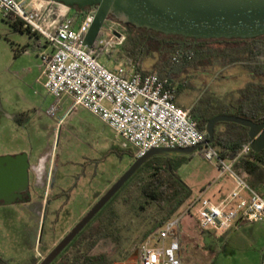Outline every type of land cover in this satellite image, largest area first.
Listing matches in <instances>:
<instances>
[{
	"label": "rangeland",
	"instance_id": "1",
	"mask_svg": "<svg viewBox=\"0 0 264 264\" xmlns=\"http://www.w3.org/2000/svg\"><path fill=\"white\" fill-rule=\"evenodd\" d=\"M112 22L108 19L105 26ZM127 31L125 28V34ZM43 44L42 39L19 31L8 19L0 18V156L27 153L31 159V182L37 186L47 185L49 181L52 154L57 164V183L61 180L69 183L70 176L80 175L68 204L76 219L88 211V203L101 197L129 168L134 161V148L121 149L119 140L104 123L82 107L72 108L70 99L60 100L56 109L49 112L56 100L44 88L39 56ZM118 47L101 55L99 61L110 69L125 64L117 57ZM155 62L156 59H145L144 66L150 69ZM236 65L225 72L235 79L197 91L193 108L201 127L225 112V93H235L241 79L248 80L247 70L240 63ZM183 90L184 86H180L176 95L182 96ZM201 152L202 149L188 156V161H184V156H154L150 163L172 165L191 195L197 198L205 187L219 181L217 162L204 159ZM93 159H99L98 167ZM149 174L144 171L138 174L113 202L116 215L117 209L119 214L116 227L118 224L120 228L115 230L113 243L101 242L97 249L109 253L111 264H136L139 245L154 233V225L166 217L171 208V204H167L161 209L142 196L141 186ZM227 179L228 175H224L219 181L225 184V191L231 187ZM235 205L230 203L228 207L235 208ZM11 209L0 210V264H29L37 253L35 246L39 238L35 240L31 224L19 213L12 215ZM197 209L196 206L191 211L195 217ZM186 241L190 244L186 264H262L264 218L249 223L238 217L229 230L207 228L203 233L193 224ZM47 242L44 232L41 243ZM151 244L158 245V239L154 237ZM33 258L35 264L42 260Z\"/></svg>",
	"mask_w": 264,
	"mask_h": 264
},
{
	"label": "built area",
	"instance_id": "2",
	"mask_svg": "<svg viewBox=\"0 0 264 264\" xmlns=\"http://www.w3.org/2000/svg\"><path fill=\"white\" fill-rule=\"evenodd\" d=\"M94 12L76 16L71 7L49 0H0V18L20 22L44 41L39 53L44 88L56 100L49 112L63 97H70L72 108L79 106L96 116L119 140L121 149L134 148L135 159L152 149L186 148L205 141V131L197 128L189 111L175 104V86L169 79L139 73L133 64L110 69L99 61L124 43L125 26L116 21L104 24L92 49L82 45ZM250 151L249 143L245 144L238 157ZM201 153L204 159L217 162L220 177L232 179L233 190L219 204L202 194L191 199L181 213L139 245L136 264H181L179 226L196 206L200 229L228 230L238 217L249 223L264 218V199L234 170V161L222 159L211 145ZM232 202L235 208L228 207ZM154 237L159 244L152 246ZM35 258L41 257L36 253Z\"/></svg>",
	"mask_w": 264,
	"mask_h": 264
},
{
	"label": "trees",
	"instance_id": "3",
	"mask_svg": "<svg viewBox=\"0 0 264 264\" xmlns=\"http://www.w3.org/2000/svg\"><path fill=\"white\" fill-rule=\"evenodd\" d=\"M93 10H95V7L73 8L76 16L84 15ZM11 23L19 31H25L33 36L28 29L22 27L20 22ZM124 26L128 30L127 37L123 45L118 47V59L125 64H133L139 73H155L160 78L169 79L171 84L175 86V95L182 84L183 74L189 70H197L200 66H228L240 63L250 73L264 79V35L252 40H194L163 35L146 29H136L129 25ZM148 58L156 59V62L152 68L145 70L144 60ZM258 89L260 92H264V86L254 88L252 84L246 85L244 91L248 95V93ZM239 116L256 123L263 122L264 99L251 100V105L248 109H242ZM190 117L196 122L199 130L205 131L197 121L198 113L194 108L190 110ZM235 126L242 131L238 136L217 139L214 135V141L211 144L215 149L218 148L217 151L220 157L228 161H234L239 156L242 147L249 143L247 128L239 125ZM262 156H264V150L259 153L250 151L248 154L238 157L239 162H236L238 165L234 161L233 168L240 174L238 166L245 163L247 159L263 163ZM150 160L151 158L138 169L52 264H111L109 253L106 250L99 251L97 249L101 242L105 244H108V242L113 243L115 230L120 228L118 224L116 227V219L118 221L119 214L117 209L116 215L113 202L122 194L130 181L143 171L150 174L141 186L142 196L161 209L165 205L171 204L167 216L154 225V231L162 226L165 221L177 216L184 210L183 208L191 199V191L187 184L177 175L172 165L166 163L151 164ZM117 236L119 237V235ZM35 263L36 261L32 257L29 264Z\"/></svg>",
	"mask_w": 264,
	"mask_h": 264
},
{
	"label": "water",
	"instance_id": "4",
	"mask_svg": "<svg viewBox=\"0 0 264 264\" xmlns=\"http://www.w3.org/2000/svg\"><path fill=\"white\" fill-rule=\"evenodd\" d=\"M73 8L95 7L82 45L92 49L104 24L116 21L136 29L194 40H252L264 35V0H49ZM118 36V34H116ZM233 123L247 128L251 151L264 150V121L221 115L205 126L206 139L186 148H156L137 158L116 182L98 199L87 214L38 264H52L57 256L130 180L138 169L154 156H190L214 141L215 126ZM27 153L0 156V202L12 206L28 187Z\"/></svg>",
	"mask_w": 264,
	"mask_h": 264
},
{
	"label": "crops",
	"instance_id": "5",
	"mask_svg": "<svg viewBox=\"0 0 264 264\" xmlns=\"http://www.w3.org/2000/svg\"><path fill=\"white\" fill-rule=\"evenodd\" d=\"M34 38V36H32ZM234 66H238L236 64H231L228 66H220V65H212V66H200L199 69L191 71L189 70L187 73L183 74L182 76V84L181 86H184L185 90H183L182 96L179 94L175 99V104L183 109L188 110L190 113V110L193 109L194 104L197 100V91L207 89L209 86L218 87L220 85H223L226 81H229L231 79H235V77H228L226 75V71L232 69ZM240 66H243L240 64ZM150 67V66H149ZM148 66H144L145 70H149ZM202 68V69H201ZM205 68H208V70H205ZM238 68V67H236ZM244 68V66H243ZM241 77L240 75L238 76ZM237 77V78H238ZM248 80H242L240 81L241 86H239L238 89H236L235 93H225V102H226V110L221 115H228V116H239L242 109H248V104L251 103V100H256L259 98L264 99V92H260V90H254L253 92L248 93V95L245 94V86L251 85L254 88H258L259 86H264V79L258 76L253 75L247 70ZM236 78V79H237ZM237 92V93H236ZM64 99H72L70 97H63L61 100ZM73 104V103H72ZM71 104V106H72ZM236 124L233 123H220L215 127V136L217 139H225L229 138L230 136L236 137L238 136L242 131L235 126ZM218 150V148H217ZM133 159L134 158V153ZM184 161H188V156H184ZM264 161V156L261 157ZM31 160V159H30ZM29 160V161H30ZM236 162H239L236 158ZM31 163V161H30ZM235 165V164H234ZM236 165H238L236 163ZM40 166V165H39ZM240 174L245 178V180L252 186L253 189H255L264 199V194L262 193L264 190V162L259 163L255 162L251 159H247L245 163L238 166ZM222 177L220 175H217V180L221 181ZM231 185L230 189L225 191V184H220L219 181L216 185H209L205 187L200 194H202L205 198L209 199L214 204H219L220 202L224 201L230 192L233 190V181L232 179H227ZM194 198V195H191V199ZM190 199V200H191ZM235 204L236 202H232ZM11 214L18 216L19 209L18 208H12ZM183 221L186 222L185 225H183ZM195 224L198 229L197 219L194 214H187L183 217L181 220L180 226H179V242H180V252L179 257L181 260V264H186V258L188 257V248L190 244H187L186 236H189L190 230L192 225ZM203 230L200 229V232L203 233ZM229 230V229H228Z\"/></svg>",
	"mask_w": 264,
	"mask_h": 264
},
{
	"label": "flooded vegetation",
	"instance_id": "6",
	"mask_svg": "<svg viewBox=\"0 0 264 264\" xmlns=\"http://www.w3.org/2000/svg\"><path fill=\"white\" fill-rule=\"evenodd\" d=\"M205 126L206 124L204 125V128ZM93 162H96L97 167L100 165L99 159H93ZM56 170L57 164L53 159L52 154V161L49 167V181L47 185L37 186L31 182L30 163L28 187L26 190L21 192L18 203L8 206L3 202H0V210L3 211L5 209L16 207L19 209V216L24 217L25 222L31 224L34 229L32 234L34 235L35 240L39 238L38 245L35 246V252L37 251L42 259H44L55 248V246L72 230V228L87 214L90 208L100 198L98 197V199L92 204L87 202L89 206L88 211H86L81 217H76L75 219V216H73V212L68 207V204L71 200L72 194L77 188L80 175L70 176L71 181L69 183H64L63 180H61L60 183H57L55 175ZM96 194L97 193L94 192V195ZM100 211L96 215H98ZM44 232L48 236V242L46 244L41 243V237ZM63 251H61L58 256H60ZM34 256H36V254Z\"/></svg>",
	"mask_w": 264,
	"mask_h": 264
}]
</instances>
